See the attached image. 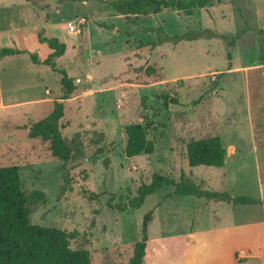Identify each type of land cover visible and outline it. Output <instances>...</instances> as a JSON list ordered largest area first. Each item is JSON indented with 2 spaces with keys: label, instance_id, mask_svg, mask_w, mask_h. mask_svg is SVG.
Instances as JSON below:
<instances>
[{
  "label": "rangeland",
  "instance_id": "rangeland-1",
  "mask_svg": "<svg viewBox=\"0 0 264 264\" xmlns=\"http://www.w3.org/2000/svg\"><path fill=\"white\" fill-rule=\"evenodd\" d=\"M109 3L0 0V49L28 50L42 61L50 50L39 37H55L67 45L57 67L76 86L60 123L73 149L64 162L28 129L52 112L47 102L62 92L61 75L29 56L0 60V168H20L31 223L65 231L91 264H129L148 215L143 264H264L262 204L179 197L164 186L141 208L129 206L155 174L179 181L182 172L209 191L264 199V0H212L191 16L168 10L133 21ZM80 18L87 24L70 33ZM149 28L183 39L139 52V43L159 39ZM238 32L227 71L222 35ZM153 64L163 81L137 84V69ZM131 124L148 127L152 155L126 157ZM215 136L227 150L225 166L190 167L187 144Z\"/></svg>",
  "mask_w": 264,
  "mask_h": 264
},
{
  "label": "trees",
  "instance_id": "trees-1",
  "mask_svg": "<svg viewBox=\"0 0 264 264\" xmlns=\"http://www.w3.org/2000/svg\"><path fill=\"white\" fill-rule=\"evenodd\" d=\"M109 7L116 15L124 16L128 21L139 17L149 18L151 15L160 14L168 10H181L186 15H193L196 8L207 7L212 0H109ZM47 17V21H49ZM158 34L157 42L139 43V52L154 51L158 46L166 42H177L181 37H169L161 28H149L146 31ZM264 35V30L260 31ZM242 32H238L234 38L223 34L222 38L228 46V67L232 69L233 52ZM205 37H212L206 34ZM200 38V35L195 39ZM40 43L47 44L52 53L44 60H40L37 54L23 49L3 47L0 49V60L29 56L35 65L50 67L55 73L61 75L63 97L62 101L54 103L52 112L44 119L28 127L32 139H41L50 142V151L55 159L67 162L72 158L73 149L67 143L62 134L61 120L65 116V100L71 98L76 91L74 79L69 77L65 69L57 67L56 59L62 58L67 50V45L57 38L39 37ZM137 84L152 85L163 81L162 68L157 65H149L137 69ZM225 73L220 74V76ZM167 98V96H165ZM177 102V100H174ZM148 127L143 124H131L126 127L127 142L125 155L134 158L142 154L152 155L155 152V144L147 138ZM188 164L192 168L204 166L222 168L226 164L227 150L218 136L192 140L187 144ZM164 186L174 188L173 194L179 197H196L209 201L226 202L239 205H264L263 200H256L247 196L232 197L227 192L209 191L196 185L194 181L182 172L179 181L155 174L151 183L143 184L137 191V195L130 201L129 206L139 209L145 203L147 197L153 195ZM94 197L98 195L94 194ZM110 207H113L109 203ZM117 208L124 212L127 206L118 205ZM31 211L28 208V199L22 189L20 168L10 166L0 168V264H91V254L88 250H74L71 248V236L65 231L54 227L33 225L30 220ZM150 215L146 216L143 224L144 237L137 242L129 264H143L147 248V231Z\"/></svg>",
  "mask_w": 264,
  "mask_h": 264
},
{
  "label": "built area",
  "instance_id": "built-area-1",
  "mask_svg": "<svg viewBox=\"0 0 264 264\" xmlns=\"http://www.w3.org/2000/svg\"><path fill=\"white\" fill-rule=\"evenodd\" d=\"M86 24L87 20L85 18H80L73 23H69L67 28L70 33H80L82 26H85Z\"/></svg>",
  "mask_w": 264,
  "mask_h": 264
},
{
  "label": "crops",
  "instance_id": "crops-1",
  "mask_svg": "<svg viewBox=\"0 0 264 264\" xmlns=\"http://www.w3.org/2000/svg\"><path fill=\"white\" fill-rule=\"evenodd\" d=\"M27 3V2H26ZM43 45V44H42ZM42 45L40 44L38 47H42ZM18 49V48H16ZM50 50V49H49ZM28 51V50H27ZM52 53V51L50 50L49 52V55ZM59 67H61V65H59ZM52 70V69H51ZM53 71V70H52ZM54 72V71H53ZM47 93H48V90H47ZM62 97H63V92L59 93V95H56L55 98L51 99L50 102H47V105L48 106H51L53 107L54 106V103L55 102H58V101H62ZM45 99V98H43ZM43 99H38V100H35V101H40V100H43ZM69 100V99H68ZM68 100H65V102H67Z\"/></svg>",
  "mask_w": 264,
  "mask_h": 264
}]
</instances>
